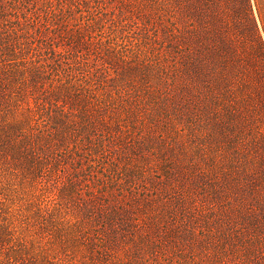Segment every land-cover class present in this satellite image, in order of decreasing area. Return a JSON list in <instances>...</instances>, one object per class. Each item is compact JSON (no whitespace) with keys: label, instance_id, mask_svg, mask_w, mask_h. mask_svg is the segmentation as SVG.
<instances>
[{"label":"trees","instance_id":"obj_1","mask_svg":"<svg viewBox=\"0 0 264 264\" xmlns=\"http://www.w3.org/2000/svg\"><path fill=\"white\" fill-rule=\"evenodd\" d=\"M212 1L0 0V264H264V224L212 225Z\"/></svg>","mask_w":264,"mask_h":264},{"label":"rangeland","instance_id":"obj_2","mask_svg":"<svg viewBox=\"0 0 264 264\" xmlns=\"http://www.w3.org/2000/svg\"><path fill=\"white\" fill-rule=\"evenodd\" d=\"M196 9L197 24L205 26L201 39L205 67L225 79L216 88L221 101L214 103L209 95L202 102L211 115V120L206 116L205 129L226 152L222 165L229 171L221 175L220 189L232 204L230 208L231 204L219 203V210L210 213L216 216L212 225L244 231L251 228L249 221L264 224V0H213L199 15ZM216 107L220 113L212 120ZM191 180L209 183L198 192L214 194L213 176Z\"/></svg>","mask_w":264,"mask_h":264}]
</instances>
